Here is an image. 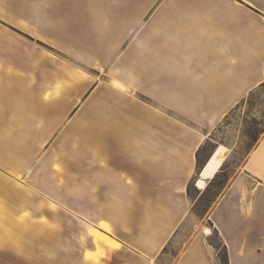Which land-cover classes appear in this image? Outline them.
<instances>
[{
  "label": "crops",
  "instance_id": "crops-1",
  "mask_svg": "<svg viewBox=\"0 0 264 264\" xmlns=\"http://www.w3.org/2000/svg\"><path fill=\"white\" fill-rule=\"evenodd\" d=\"M14 29L70 59L52 61L55 105L44 98L47 55L35 60ZM33 65L40 68L39 85L29 75ZM6 82L15 88L13 98L25 87L28 109L87 114L86 185L77 181L87 194V217H77L86 236L82 264H159L175 241L181 246L168 264H221L206 226L225 246L228 264H264V131L238 164H227V148L213 175L203 176L213 153L226 148L212 132L264 83V0H0V89ZM33 87L40 92L34 100ZM17 110L27 113L0 109V264H49L41 218L39 233L16 229L22 224L14 216L16 194L47 191L41 179L39 185L16 180L43 130L34 136L25 116L16 124ZM208 141L214 148L197 170ZM224 172L227 182L207 216L195 215L198 196L189 185L209 184ZM40 203L48 222V201ZM28 220L22 225L31 226ZM88 227L111 240L102 255ZM86 249L99 263L85 260Z\"/></svg>",
  "mask_w": 264,
  "mask_h": 264
},
{
  "label": "rangeland",
  "instance_id": "rangeland-1",
  "mask_svg": "<svg viewBox=\"0 0 264 264\" xmlns=\"http://www.w3.org/2000/svg\"><path fill=\"white\" fill-rule=\"evenodd\" d=\"M17 33V41H22L31 46V52L39 61L42 55H47L46 66L42 67V71L50 74L58 68L57 63H65L70 60L64 55H61L56 49L42 41L34 34H27L20 30L14 29ZM27 46V45H26ZM29 46H27L28 48ZM22 53V50H20ZM53 59V60H52ZM18 67H16L17 69ZM39 65H33L29 74L33 78L32 84L39 85ZM22 74L21 72L19 73ZM23 75V74H22ZM48 80V87L46 92L47 105H55L57 102L56 91L54 84ZM53 85V86H52ZM59 86V84H57ZM40 94L39 89H32L33 100L34 95ZM31 94V93H30ZM20 97V96H19ZM18 97V98H19ZM38 97V96H37ZM22 98V97H21ZM39 99V97H38ZM19 105L23 100H18ZM34 105V101L32 102ZM81 109H26L25 115L16 113V124H18L21 117H26V128L30 129L35 136L37 129L42 128V137L37 140V147L33 152L32 161L22 164L20 169H17L18 179L24 184L39 185L41 179V187L46 189V193L40 194H16V210L14 216L19 220L26 212H29L32 225L28 226L18 224L17 230L23 231L32 229L35 233H39L41 229L38 225V218L44 214L41 213L39 207L41 200L57 201L61 207L64 208H48L47 217L50 219L42 229L46 231L49 236V264H82L80 256L82 249L86 245V236L83 231L84 226L77 224V217L80 214L82 217H87L86 209V187L79 181L84 180L86 185V171H87V145L86 132L85 138L78 134L79 127L86 126L87 114L85 111L79 113ZM88 122V121H87ZM85 124V125H83ZM19 126L17 125V128ZM264 131V84L257 87L254 91L249 93L243 100H241L236 107L231 111L223 121L212 132L211 138L225 144L230 151L227 164L232 167L242 160L248 151L257 142L258 138ZM75 132V133H74ZM39 134V133H38ZM253 134V135H252ZM251 135V136H250ZM256 139H252L253 137ZM37 138L38 135H37ZM34 140V141H36ZM40 140V142H39ZM34 143V142H33ZM214 148V142L208 141L204 144L200 158H206L210 150ZM230 167V168H231ZM73 168L76 170V187L73 182ZM228 172L221 173L211 183L205 184L204 187L199 188L192 184L190 192L192 196H198V202L193 208L195 215L202 216L204 219L210 207L212 206L216 196L222 191L227 182ZM37 185V186H38ZM78 186L80 193H77ZM80 207V208H78ZM42 214V215H41ZM45 216V215H44ZM53 221H52V220ZM57 219V224H56ZM29 221V220H28ZM37 222V223H36ZM208 227V226H206ZM188 229V228H187ZM185 229V231H187ZM211 233V241L220 244V240L215 232ZM55 234H58V258L55 257L56 244ZM205 234V233H204ZM52 238V239H51ZM182 240V239H181ZM183 240H186L184 237ZM52 243V246H51ZM85 244V245H84ZM181 243L175 241L167 246L168 254L162 257L159 264H168V262L175 256L180 248ZM52 252V253H51ZM219 254L223 255V249L219 250Z\"/></svg>",
  "mask_w": 264,
  "mask_h": 264
},
{
  "label": "bare ground",
  "instance_id": "bare-ground-1",
  "mask_svg": "<svg viewBox=\"0 0 264 264\" xmlns=\"http://www.w3.org/2000/svg\"><path fill=\"white\" fill-rule=\"evenodd\" d=\"M8 77H9V79H8ZM5 79L12 80L13 77L11 76V74L10 75L8 74V76L7 75L5 76ZM11 85L8 82H6L5 87L0 89V109H15V107H17V109H28L27 104L24 102V97L26 96V95L24 96V94H26L25 87L18 86V88H17L18 89V95L20 97L19 98L18 97L17 98H13V91H14L15 88L12 89ZM21 99L23 100V102L21 103V105H19L18 100H21ZM32 109H35V108H32ZM86 123H87V120H86ZM83 125H85V124H83ZM85 132H86V139H87V137H88V124H86V126H82L81 125L79 127L78 134L80 136H82V138H85ZM225 153H226V148L224 146L220 145L219 148L213 153V155H212L211 159L209 160V162L207 163V165H206V167H205V169L203 171V176L209 177V176L213 175V173L218 169V167L220 166L222 160L224 159ZM16 180L18 181V183H21L18 180V178H16ZM197 185L200 188H202V187L205 186V181L203 179H199V180H197ZM48 208L56 209L57 205L53 201H50V202H48ZM39 210L41 212H44L43 211V206H40ZM4 212L5 211H2L0 209V220H2L3 217H5V216H3ZM21 218L23 220H21L20 222L27 223L28 222V218H30L29 212H26L24 215L21 216ZM40 218H41V220H40L41 222L40 223H42L43 225L48 223L46 218H45V216H44V214ZM43 225H42V227H43ZM101 225L104 228H108L106 226V224H104V223H101ZM2 231H3V233L4 232L5 233L8 232L7 228H5V227H4V230H2ZM87 232L90 235H92L93 240H94V242L97 245V253L102 255L103 252H104L103 245L105 243H112L111 240L109 238H107V236H105L102 232H100L96 228L88 227ZM209 232H210V228L209 227H204L203 228V233L208 234ZM16 247H17V249H20L19 244H16ZM84 258H85L86 261H93V262L99 263L98 257L95 256V253L89 251L88 249H86L84 251Z\"/></svg>",
  "mask_w": 264,
  "mask_h": 264
},
{
  "label": "trees",
  "instance_id": "trees-1",
  "mask_svg": "<svg viewBox=\"0 0 264 264\" xmlns=\"http://www.w3.org/2000/svg\"><path fill=\"white\" fill-rule=\"evenodd\" d=\"M264 83H261L260 85H259V87L260 86H262ZM254 91V90H253ZM252 92V91H251ZM250 92V93H251ZM253 135V134H252ZM251 136V135H250ZM253 138L252 139H256V137H254V136H252ZM212 150H213V148L210 150V152L207 154V156L212 152ZM206 156V157H207ZM205 162V158L204 159H201L200 158V155H198L197 154V164H196V169L197 170H199L201 167H202V165H203V163ZM213 181V180H212ZM211 181V182H212ZM210 182V183H211ZM191 186L189 185V188H188V192H189V194H191V192H190V188ZM192 195V194H191ZM198 200L199 199H197V201L195 202V204H194V206L197 204V202H198ZM194 206H193V208H194ZM212 243L214 244V246L216 247V249L218 250V257H219V259H220V261H221V264H228V259H227V251H226V248H225V246H223V245H221V244H217V243H215V242H213L212 241ZM220 249H223V255H221V254H219V250Z\"/></svg>",
  "mask_w": 264,
  "mask_h": 264
},
{
  "label": "built area",
  "instance_id": "built-area-1",
  "mask_svg": "<svg viewBox=\"0 0 264 264\" xmlns=\"http://www.w3.org/2000/svg\"><path fill=\"white\" fill-rule=\"evenodd\" d=\"M199 187V186H198Z\"/></svg>",
  "mask_w": 264,
  "mask_h": 264
}]
</instances>
